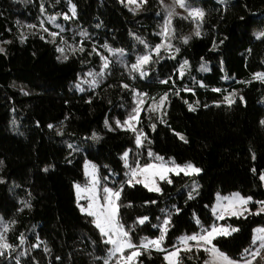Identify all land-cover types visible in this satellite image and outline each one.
<instances>
[{"label": "trees", "instance_id": "16d2710c", "mask_svg": "<svg viewBox=\"0 0 264 264\" xmlns=\"http://www.w3.org/2000/svg\"><path fill=\"white\" fill-rule=\"evenodd\" d=\"M185 6L204 13L196 18L200 34L188 11L174 13L172 48L157 56L168 13L160 0H0V243L11 246L0 248V264H118L76 198L86 161L102 188L122 189L119 222L134 244L158 239L170 219L163 244L170 252L180 237L215 224L217 194L238 192L250 198L249 210L222 224L239 231L213 244L240 262L259 248L253 239L264 228V80L257 78L264 74V37L257 35L264 33V0ZM144 55L151 60L141 77L132 65ZM137 93L145 101L134 122L142 146L116 123L133 113ZM126 152L132 167L159 163L156 157L191 163L201 170L199 187L186 185L183 175L161 181L159 192L129 185ZM141 251L138 264H167L165 252ZM209 258L192 247L177 264Z\"/></svg>", "mask_w": 264, "mask_h": 264}, {"label": "snow or ice", "instance_id": "6c2138e0", "mask_svg": "<svg viewBox=\"0 0 264 264\" xmlns=\"http://www.w3.org/2000/svg\"><path fill=\"white\" fill-rule=\"evenodd\" d=\"M136 0H129V3H135ZM141 2H146V0H141ZM174 3L178 4L181 8H185L186 11H188V14L190 17H192L194 20L196 18H199L201 21L203 19L204 13L198 9H192L188 10L185 6V0H174ZM72 13L75 15V7L72 8ZM174 15V12L169 10L167 13V18L164 21V24L162 26V32L161 35L165 39V43H161L156 46L154 49L155 54L158 56L160 54L161 49H165L166 51L170 50L172 48V45L170 43H167V40L169 38V34L173 29L171 28L172 23V17ZM187 19V17H184ZM64 19H69L68 16H65ZM49 22L52 23L55 27L59 28L60 26L55 24V17H50ZM31 27H34L31 26ZM199 24H197V31L195 35H199ZM45 31H48V29H45ZM60 31H63L61 28ZM51 36L55 37L59 35L57 32H51L49 33ZM82 35H84L82 33ZM264 37V33H259L257 35V38ZM188 42V38L184 39V43ZM4 49L0 48V52H3ZM59 51L63 52V49H59ZM176 52H179V48L175 49ZM151 60L150 55H144L142 57H139L137 59V63L132 65L133 71H139L141 77L145 76L147 73H145L142 70V66L144 64L149 63ZM104 68L108 67V61L106 58H104ZM187 61H184V64L181 66L180 74L183 75V69L187 67ZM202 70L206 71L207 69L202 67ZM103 73H100L102 75ZM89 75H92L91 73ZM257 78L264 80V74H257ZM168 81H162V83H167ZM124 87H128L127 85H124ZM213 91H220L219 89H213ZM137 107L133 109V113L128 116V118L124 121L123 124H121L120 121H117V126L125 128V130H129L133 132L136 136V144L138 146H142V140L141 137L143 136V133L141 131H138L136 126L134 125V122L139 123V116L142 111L141 105L145 103L143 99H140V94L137 93ZM226 100L231 103V100L229 97H225ZM167 100V95L160 98L159 104L162 106L164 102ZM157 106L155 104L152 105V107L149 109L150 111L156 110ZM189 109L194 111L189 106ZM264 123V122H262ZM153 129L155 128V125H152ZM181 139H184L181 137ZM187 142V141H185ZM149 156H152L153 154L151 152L148 153ZM123 159L125 160V166L130 168L129 173V180L127 183L129 185H132L133 182L135 183H143L145 187L149 189V191H160L159 187L155 185L154 178L156 176H159L160 179L165 178V174L170 171H174L177 175H179L181 172H183L185 175H189L192 173H199L201 170L199 168H196L193 164L188 163L185 165H178L175 163V161L171 162V166L168 164H153L149 163L144 166H140L139 163L135 167H132L127 164L128 159V153L126 152L124 154ZM157 160L163 161L162 157H156ZM89 175L92 177V183L90 187L81 188L80 185H76L77 190V196L78 199H87L88 204L86 207L81 206V211L86 212V214L90 217H93V223L95 227L99 230L100 234L104 237H107L105 240V243H108L112 245L111 249V256L117 257L118 256V264H138L137 258L142 254L141 250H149V249H155L156 251L165 252L164 260L167 261V264H177V257L182 250L191 251L192 247L190 242H195L196 246L198 248H202L203 251L208 253L211 257L210 261H206V264H240V261L234 260L230 258L225 253L221 252L218 247H216L213 244V240L217 236H228L231 235L233 232L239 231L237 228H230L225 226H220L217 224L211 225L209 228H201V233L193 234V235H186L179 238V244L183 246L176 247L173 251L168 252L166 249L162 247V244L164 242L166 233L168 231V225L170 223V219H165L161 224V235L158 239L154 240H146L142 241L139 245L134 244L130 238V233L125 230L123 224L119 222V205L118 200L120 198V191H113L110 188L104 187L102 190L99 189L98 186V180L96 178V170L93 167L90 171ZM139 175H143L144 179H137ZM261 180H264V176L260 177ZM152 181L151 183L149 181ZM168 183H171L172 181L170 179L167 180ZM101 191L103 195L101 196ZM84 193L85 195H81ZM191 195H189V199H191ZM250 198H243L239 195V193L233 194L232 197H217V205L213 209V214L216 215V218L218 220H223L225 218V215H232V216H239L242 215V211H237L235 209V204H243L246 205L249 202ZM222 201H227V203H223ZM129 207L131 205H128ZM246 210V209H245ZM260 212H264V207H261ZM259 215L260 213H256ZM148 220V217L141 218L138 223L144 224L145 221ZM199 224V220L196 221ZM7 230V229H5ZM256 236L253 239V244L259 243V248L256 249V251L252 252V256L255 257L260 254V250L264 249V228L257 229L256 230ZM5 240V238L0 235V241ZM11 246L7 244L6 242L0 243V248L8 249ZM126 250L128 251V254L125 255ZM248 250H246V253ZM0 255H3V252H0ZM108 264V262H106ZM245 264H252L251 260L245 259Z\"/></svg>", "mask_w": 264, "mask_h": 264}, {"label": "rangeland", "instance_id": "374dc122", "mask_svg": "<svg viewBox=\"0 0 264 264\" xmlns=\"http://www.w3.org/2000/svg\"><path fill=\"white\" fill-rule=\"evenodd\" d=\"M129 1V0H128ZM161 1V4L165 7V9L167 10V11H169V10H171V11H173L174 13H180V12H187V11H185V10H183V8H181L178 4H176V3H174V0H160ZM197 24H199L198 23V21L195 19H193V26H194V28H195V32L194 33H196V31H197ZM200 25V24H199ZM0 48H2V45L0 44ZM226 102V101H225ZM172 161H174L172 158H168V159H164L163 161H160L159 163H153V164H161V163H164V164H168L169 166H171V162ZM176 163V162H175ZM127 164H128V162H127ZM176 164H178V163H176ZM185 164H188V163H185ZM185 164H178V165H185ZM95 168V170H96V178H97V180H98V186H99V189L100 190H102L103 188L101 187V184H102V180L100 179V176H99V173H98V170H97V168L93 165V163L92 162H90V161H86L85 162V165H84V174H85V178H86V184H84V185H80V184H77V185H80L81 186V188H85V187H90L91 186V183H92V177L89 175V173H90V171L92 170V168ZM129 173H130V171H128L127 172V176H128V180H129ZM185 176L187 179H186V181H185V184L186 185H191V186H193L194 188H198L199 187V179H198V176L200 175V172L197 174V173H192V174H189V175H185L183 172H181L179 175H177L174 171H170V172H167L166 174H165V178L164 179H160L159 178V176H156L155 178H154V183H155V185L156 186H158L159 187V189L161 190V185H160V182L161 181H163V180H168V179H170L171 180V177L172 176H175V177H178V176ZM137 179H141V180H143L144 179V176L143 175H139L138 177H137ZM127 180V181H128ZM150 183L152 182L151 180L149 181ZM133 184H141V185H143L144 186V184L143 183H135V182H133ZM132 184V185H133ZM145 187V186H144ZM107 188H110V187H107ZM147 188V187H146ZM110 189H112V188H110ZM148 189V188H147ZM113 190V189H112ZM149 190V189H148ZM113 191H115V190H113ZM152 192H159V191H152ZM236 193H238V192H235V193H233V194H236ZM75 194H76V198H77V200H78V202H79V205H80V208H81V206H84V207H86L87 206V204H88V200L87 199H78V196H77V190H76V186H75ZM101 196L103 195V193H102V191H101ZM233 194H231V195H221V194H217L216 195V197H215V201H214V204H213V207H212V212H213V209L216 207V205H217V197L219 196V197H232L233 196ZM82 196L83 195H85L84 193H82L81 194ZM239 195L241 196V197H243V198H245V199H247L246 197H244L243 195H241L240 193H239ZM223 203H227V201H222ZM249 202H250V200H249ZM249 202L246 204V205H243V204H239V203H236L235 204V209L237 210V211H242L243 212V214L246 212V211H248L249 210ZM118 203V202H117ZM246 209V210H245ZM83 213H85L86 214V212H83ZM213 216H214V219H215V224H217V225H220V226H225L224 224H222V222L225 220V219H228V218H231V217H239V216H241V215H239V216H232V215H225V218L223 219V220H218L217 218H216V215H214L213 214ZM225 227H227V226H225ZM262 227H259L258 229H261ZM257 230V229H256ZM256 230H255V234H254V237L256 236ZM229 236V235H228ZM217 237H220V236H217ZM216 237V238H217ZM105 239H107V237H105ZM165 239H166V236H165ZM165 239H164V242H165ZM154 240V239H153ZM146 241V240H145ZM214 241V240H213ZM164 242H163V244H164ZM163 244H162V247H163ZM190 244H191V247H196V248H198L197 246H196V244H195V242H190ZM110 245V244H109ZM254 245H259V243H256V244H254ZM176 247H181V248H183V246L182 245H180L179 244V241H178V245L176 246ZM175 247V248H176ZM174 248V249H175ZM111 249H112V245H110V254H111ZM173 249V250H174ZM172 250V251H173ZM183 251V250H182ZM181 252V251H180ZM180 254V253H179ZM178 257H179V255H178ZM178 257H177V260H178ZM260 259L259 260V263H255V260L256 259ZM211 260V257L209 258V260H207V261H210ZM248 260H251L252 261V264H264V251H263V253H261L260 252V254L259 255H257V256H255V257H253L252 256V254H251V256L249 257V259ZM205 264H206V262H205ZM240 264H245V261H242V262H240Z\"/></svg>", "mask_w": 264, "mask_h": 264}]
</instances>
